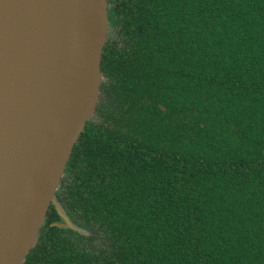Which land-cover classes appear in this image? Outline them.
Segmentation results:
<instances>
[{"label": "trees", "instance_id": "1", "mask_svg": "<svg viewBox=\"0 0 264 264\" xmlns=\"http://www.w3.org/2000/svg\"><path fill=\"white\" fill-rule=\"evenodd\" d=\"M104 80L25 264H264V0H109Z\"/></svg>", "mask_w": 264, "mask_h": 264}, {"label": "water", "instance_id": "2", "mask_svg": "<svg viewBox=\"0 0 264 264\" xmlns=\"http://www.w3.org/2000/svg\"><path fill=\"white\" fill-rule=\"evenodd\" d=\"M109 0H0V264H25L104 80Z\"/></svg>", "mask_w": 264, "mask_h": 264}]
</instances>
